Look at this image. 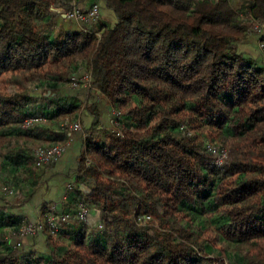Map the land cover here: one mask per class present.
<instances>
[{"label": "trees", "instance_id": "obj_1", "mask_svg": "<svg viewBox=\"0 0 264 264\" xmlns=\"http://www.w3.org/2000/svg\"><path fill=\"white\" fill-rule=\"evenodd\" d=\"M73 2L116 21L57 29ZM252 34L264 44V0H0V264H264V62L239 50ZM85 75L116 126L84 130L56 210L71 220L27 251L11 209L55 165L35 151L69 141L82 101L62 93ZM209 146L228 148L224 165Z\"/></svg>", "mask_w": 264, "mask_h": 264}, {"label": "crops", "instance_id": "obj_2", "mask_svg": "<svg viewBox=\"0 0 264 264\" xmlns=\"http://www.w3.org/2000/svg\"><path fill=\"white\" fill-rule=\"evenodd\" d=\"M101 6V9H103L105 7L104 3H101ZM62 19L67 20L66 15H62ZM97 102L99 103L100 101L98 100ZM99 116V125L110 128L113 122V111L109 109L106 113L105 110H102ZM94 121V114L84 113L82 118L84 130L90 128ZM83 133L82 131H75L71 134L69 141L66 143V150L63 156L52 168L43 170L41 185L36 193L29 202L12 208L11 210L14 214L24 220L35 223L40 219H47L49 207L52 205L59 207L63 204L70 188L77 179V171L80 167V158L85 143ZM90 221L94 223L99 221L95 211H92ZM23 242L27 246L28 251L36 250L39 252L38 247H45L46 245V235L44 232H39L34 236L26 237Z\"/></svg>", "mask_w": 264, "mask_h": 264}, {"label": "built area", "instance_id": "obj_3", "mask_svg": "<svg viewBox=\"0 0 264 264\" xmlns=\"http://www.w3.org/2000/svg\"><path fill=\"white\" fill-rule=\"evenodd\" d=\"M73 2L72 8L66 12V17L70 20L75 21L79 25H84L86 23H95L98 18L100 17V9L99 6L95 5L89 12H82L79 8L76 7V5ZM256 30L258 33H263V28L262 27H257ZM87 32V31H85ZM262 49L264 50V44H261ZM85 88L88 86H91L92 83V77L91 75H85L84 77H73L71 79L70 85L73 89H79L81 87V84ZM45 118H29L23 121L22 127L23 128H29L37 123L40 122H45ZM64 128L66 131H70L71 133L75 131H82V127L80 122H76L74 124H69L65 123ZM66 150V144L65 145H60L56 146L53 148H39L35 151L34 155V162L37 167H43L48 164H53L59 161V159L63 156L64 152ZM209 150L212 152V154L216 158V164L218 166H222L225 164L226 160L228 159V152L225 149H217L215 147L209 146ZM57 205H52L49 207V216L47 217L45 221V225L43 223V220H38L35 223L27 222L24 220V227L19 231L18 233V239L23 240L26 237L29 236H34L39 232H43L44 229L47 226V229L54 234L57 235L61 229V227L64 224H67L70 220L71 217L69 215H64V216H57L56 215V210H57ZM89 213V207L85 205L80 206L79 213L77 215V219H80L82 221H86ZM150 220L149 216H143L140 218V221L142 222H148Z\"/></svg>", "mask_w": 264, "mask_h": 264}, {"label": "rangeland", "instance_id": "obj_4", "mask_svg": "<svg viewBox=\"0 0 264 264\" xmlns=\"http://www.w3.org/2000/svg\"><path fill=\"white\" fill-rule=\"evenodd\" d=\"M233 2L236 4H240L241 0H233ZM75 5L77 8H80L79 6H77V4H75ZM71 7H72V5H71ZM54 11L59 13V16L56 18L57 29L59 28L61 30H71V31H80V32L87 31V28L84 27V25H79L78 23H76L73 20L68 19L67 17H66L67 20L66 19L63 20L62 15L66 14V11L64 9L54 8ZM101 17H103L104 20H102L103 18L101 19L99 17L98 20L95 22V24H97V26L101 25L103 22H108V23L114 24L116 21L114 13L108 11L105 7L101 11ZM100 36H101V34H97V38H100ZM259 39H260V36H257L256 34H252V36H249L245 41L242 42V44H239V50L241 52L248 54V55L252 56L253 58L259 60L260 62H264V50L262 49L261 42ZM62 95H77L80 97V99L82 101V110H81L80 117L76 122H78V121L80 122L81 127H82V132H84V128H83V124H82V118H83L84 113L88 112L91 114H96L98 116L97 119L99 120V118H100L99 115L102 112V110H105L107 113V110L112 109L109 102L106 100V98L103 97V95L99 91H97L96 89H92V85L88 86L87 88L83 87V88H79V89H73L69 83L66 86V89H64ZM98 100L100 101L99 103L97 102ZM113 114H115V112H113ZM98 120H96V122L94 123V126L96 128H101ZM115 126H116L115 120L113 119V122H112L110 129H114ZM83 134H84V138L86 139L85 133H83ZM225 150H227V152H229L228 148H225ZM43 170H44V168L39 169V170H35V171L38 175H41ZM89 210H90V208H89ZM24 240L25 239L22 240L23 244H24V242H23ZM13 241L18 242V233L14 234ZM25 250H27L26 245H25ZM38 250L41 252H47L48 251L47 245H45V247H38ZM223 260H225V259H223Z\"/></svg>", "mask_w": 264, "mask_h": 264}]
</instances>
